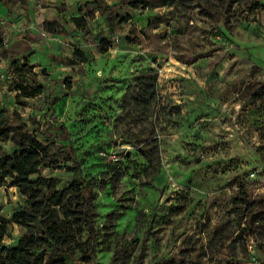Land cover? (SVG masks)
I'll list each match as a JSON object with an SVG mask.
<instances>
[{
    "label": "rangeland",
    "instance_id": "1",
    "mask_svg": "<svg viewBox=\"0 0 264 264\" xmlns=\"http://www.w3.org/2000/svg\"><path fill=\"white\" fill-rule=\"evenodd\" d=\"M1 1L19 37L0 23V115L45 146L58 193L93 194L91 258L67 264H264V0ZM25 59L44 91L16 102ZM25 200L0 187L2 243Z\"/></svg>",
    "mask_w": 264,
    "mask_h": 264
},
{
    "label": "trees",
    "instance_id": "2",
    "mask_svg": "<svg viewBox=\"0 0 264 264\" xmlns=\"http://www.w3.org/2000/svg\"><path fill=\"white\" fill-rule=\"evenodd\" d=\"M174 2L168 0L159 5L171 6ZM137 3L132 5L137 7ZM81 21V18L72 20L76 28H80ZM52 26V22H46L48 32H63L62 28L54 30ZM107 50L108 47L100 48L102 53ZM76 56L85 62L82 54L76 52ZM13 67L16 80L8 89L17 93L16 102L33 99L43 93V86L26 76H35L26 59L22 64L14 62ZM152 80L155 81L154 78ZM141 95L149 96L150 86H144ZM18 128L15 129L8 118L0 115V187L10 179L11 186L26 198L25 206L16 210L10 219V222L25 229L13 245L2 243L8 220L1 216L0 205V264H67L79 256L91 258V252L84 249L85 244L80 237L93 215L92 191L83 181L58 193L53 181L39 174V170L46 165L45 146L34 135L21 132ZM6 143L12 144L11 152L4 150ZM79 189L83 190L84 196L81 200L77 199L75 205L64 200L67 193H77Z\"/></svg>",
    "mask_w": 264,
    "mask_h": 264
},
{
    "label": "crops",
    "instance_id": "3",
    "mask_svg": "<svg viewBox=\"0 0 264 264\" xmlns=\"http://www.w3.org/2000/svg\"><path fill=\"white\" fill-rule=\"evenodd\" d=\"M11 15H9V10L7 9V6L4 5L3 1L0 0V23H4L8 25L9 27V32L8 34H5L7 35V38L6 40L9 42V41H15V39H18L17 37H19V28L17 25H15V22H13L11 20ZM7 33V32H6ZM6 40H5V43H6ZM34 42L32 41L31 44H33ZM0 60L2 61V59L0 58ZM3 62V61H2ZM3 64L0 63V66H2ZM0 88H1V84H0Z\"/></svg>",
    "mask_w": 264,
    "mask_h": 264
}]
</instances>
